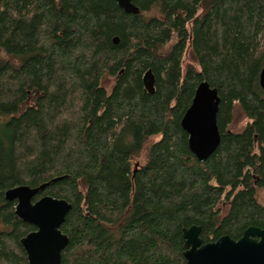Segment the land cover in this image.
Instances as JSON below:
<instances>
[{
	"label": "trees",
	"instance_id": "trees-1",
	"mask_svg": "<svg viewBox=\"0 0 264 264\" xmlns=\"http://www.w3.org/2000/svg\"><path fill=\"white\" fill-rule=\"evenodd\" d=\"M133 1L138 14L0 0V52L17 59L0 58V264H28L20 240L35 229L6 190L61 175L36 196L73 204L61 264H187L184 228L200 225L204 243L264 229V0ZM191 37L200 70L184 71ZM202 80L221 97L205 161L181 124ZM234 101L251 120L241 134L225 130Z\"/></svg>",
	"mask_w": 264,
	"mask_h": 264
},
{
	"label": "water",
	"instance_id": "water-1",
	"mask_svg": "<svg viewBox=\"0 0 264 264\" xmlns=\"http://www.w3.org/2000/svg\"><path fill=\"white\" fill-rule=\"evenodd\" d=\"M128 13L138 14L140 8L133 0H116ZM119 41L118 37L114 42ZM147 89L153 91L154 76L148 70L144 76ZM264 88V67L260 73ZM221 97L218 89L202 80L195 91L191 105L185 111L181 124L188 134L189 147L200 161H205L218 148L221 133L218 125ZM64 175L31 187L18 185L5 192L6 200L16 202L15 213L35 229L21 238L29 264H61L62 251L69 244L68 234L61 229L73 204L66 199L45 194L36 198L51 183ZM202 227L192 225L183 229L184 257L187 264H264V229L248 227L242 237L234 239L223 235L215 241L204 243Z\"/></svg>",
	"mask_w": 264,
	"mask_h": 264
},
{
	"label": "rangeland",
	"instance_id": "rangeland-1",
	"mask_svg": "<svg viewBox=\"0 0 264 264\" xmlns=\"http://www.w3.org/2000/svg\"><path fill=\"white\" fill-rule=\"evenodd\" d=\"M188 27L189 29H192V23L189 24ZM191 40H192V37L189 41V45L187 46L186 52L183 57V70L184 71L190 65L194 66L197 70H200L198 62L191 55ZM0 58L12 59L15 62L17 61L16 58L9 56L4 51L0 52ZM115 81H116V78L114 76L106 75L102 81V85L106 87L108 92L110 93L112 91L113 86L115 85ZM241 105L242 104L240 103V101H234L233 103V109L231 111V119H230V122L225 127L226 128L225 130L228 133L241 134L245 130H247V126L251 122L250 118L247 116V114L245 113ZM253 147H254V150L258 152L259 145L257 142H254ZM257 198L259 202L264 204V187L257 188ZM6 227H7L6 223H4L0 219V229H5Z\"/></svg>",
	"mask_w": 264,
	"mask_h": 264
},
{
	"label": "flooded vegetation",
	"instance_id": "flooded-vegetation-1",
	"mask_svg": "<svg viewBox=\"0 0 264 264\" xmlns=\"http://www.w3.org/2000/svg\"><path fill=\"white\" fill-rule=\"evenodd\" d=\"M43 196V195H42ZM41 197V196H40ZM39 197V198H40ZM20 244H21V242H20ZM23 247V246H22ZM24 249V248H23ZM24 251H25V249H24ZM25 253H26V251H25ZM62 253H63V251H62ZM26 255H27V253H26ZM27 260H28V257H27ZM28 264H29V262H28Z\"/></svg>",
	"mask_w": 264,
	"mask_h": 264
}]
</instances>
